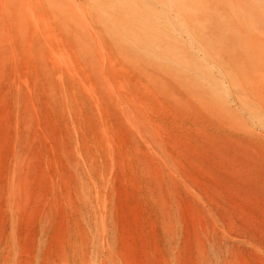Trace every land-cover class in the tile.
<instances>
[{
	"label": "rangeland",
	"instance_id": "rangeland-1",
	"mask_svg": "<svg viewBox=\"0 0 264 264\" xmlns=\"http://www.w3.org/2000/svg\"><path fill=\"white\" fill-rule=\"evenodd\" d=\"M0 0V264H264V11Z\"/></svg>",
	"mask_w": 264,
	"mask_h": 264
},
{
	"label": "bare ground",
	"instance_id": "bare-ground-1",
	"mask_svg": "<svg viewBox=\"0 0 264 264\" xmlns=\"http://www.w3.org/2000/svg\"><path fill=\"white\" fill-rule=\"evenodd\" d=\"M253 2L255 3L256 6H258L259 8H261L262 11H264V0H253Z\"/></svg>",
	"mask_w": 264,
	"mask_h": 264
}]
</instances>
